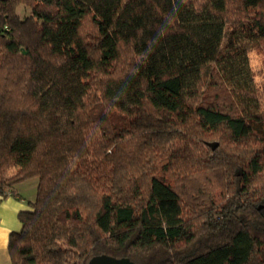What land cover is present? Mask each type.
Listing matches in <instances>:
<instances>
[{
    "label": "trees",
    "instance_id": "obj_1",
    "mask_svg": "<svg viewBox=\"0 0 264 264\" xmlns=\"http://www.w3.org/2000/svg\"><path fill=\"white\" fill-rule=\"evenodd\" d=\"M262 42L264 0H0L11 264H264Z\"/></svg>",
    "mask_w": 264,
    "mask_h": 264
},
{
    "label": "crops",
    "instance_id": "obj_2",
    "mask_svg": "<svg viewBox=\"0 0 264 264\" xmlns=\"http://www.w3.org/2000/svg\"><path fill=\"white\" fill-rule=\"evenodd\" d=\"M37 178L21 181L14 185V195L0 196V264H11L8 251L9 237L20 232L22 223L18 214L22 211H32L35 200Z\"/></svg>",
    "mask_w": 264,
    "mask_h": 264
},
{
    "label": "rangeland",
    "instance_id": "obj_3",
    "mask_svg": "<svg viewBox=\"0 0 264 264\" xmlns=\"http://www.w3.org/2000/svg\"><path fill=\"white\" fill-rule=\"evenodd\" d=\"M28 14H29L28 7L20 5L17 8V15L19 16L20 19L23 20ZM249 59L254 73L255 84L257 85L260 94L263 95V100H264V42H262L258 48L253 49L249 52ZM212 194L214 197L213 199L216 202H219L220 195L218 190H215V192L214 193L212 192ZM195 220H198V218Z\"/></svg>",
    "mask_w": 264,
    "mask_h": 264
},
{
    "label": "water",
    "instance_id": "obj_4",
    "mask_svg": "<svg viewBox=\"0 0 264 264\" xmlns=\"http://www.w3.org/2000/svg\"><path fill=\"white\" fill-rule=\"evenodd\" d=\"M208 146H210L212 149H214L217 146L216 142H208ZM87 264H134L131 262L128 258L121 257L116 258L109 255H98L92 257Z\"/></svg>",
    "mask_w": 264,
    "mask_h": 264
}]
</instances>
